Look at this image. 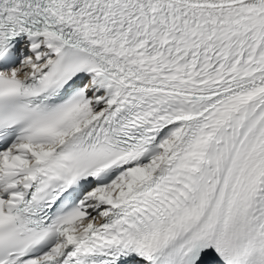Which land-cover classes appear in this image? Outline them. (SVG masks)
<instances>
[{
  "label": "snow or ice",
  "instance_id": "obj_1",
  "mask_svg": "<svg viewBox=\"0 0 264 264\" xmlns=\"http://www.w3.org/2000/svg\"><path fill=\"white\" fill-rule=\"evenodd\" d=\"M0 264H264V0H0Z\"/></svg>",
  "mask_w": 264,
  "mask_h": 264
}]
</instances>
